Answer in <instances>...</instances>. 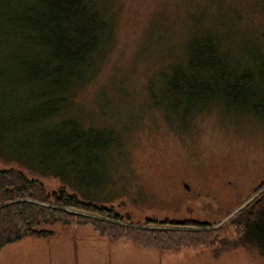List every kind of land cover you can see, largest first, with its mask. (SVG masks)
Listing matches in <instances>:
<instances>
[{
    "label": "rangeland",
    "instance_id": "374dc122",
    "mask_svg": "<svg viewBox=\"0 0 264 264\" xmlns=\"http://www.w3.org/2000/svg\"><path fill=\"white\" fill-rule=\"evenodd\" d=\"M37 1L18 0L32 6ZM92 3L100 44L105 42L94 74L72 82L24 81L16 56L31 49L27 43L38 40L37 31L15 33L9 60L0 56V134L7 135L25 107L33 110L44 102L57 110L53 120L24 131L23 137L8 133L5 143L16 155L18 143H28L33 164L44 152L50 172L62 159L66 180L2 158L0 168L20 167L48 192L61 186L80 192L69 185L73 178L83 190L79 195L136 224L192 220L219 229L210 247L143 250L154 253L147 255L148 264L155 259L158 264H264L257 248L230 244L214 259L218 243L237 238L230 219L264 182V0ZM199 37L208 38L215 49L210 70L219 76L206 92L166 90L164 67L182 62L188 43ZM33 57L44 64L45 55L36 48ZM78 131L81 140L67 142ZM0 147L5 148L2 138ZM89 168L95 173L89 175ZM52 229L55 236L98 235L90 226ZM133 259L126 258L128 264Z\"/></svg>",
    "mask_w": 264,
    "mask_h": 264
},
{
    "label": "trees",
    "instance_id": "16d2710c",
    "mask_svg": "<svg viewBox=\"0 0 264 264\" xmlns=\"http://www.w3.org/2000/svg\"><path fill=\"white\" fill-rule=\"evenodd\" d=\"M35 3L38 6L19 4L18 0H0L2 59L6 62L9 60L10 47H13L11 39L15 40V33L25 36L26 33L29 35L30 32L37 31L38 40L27 43L32 45L31 49H21V54L16 56L24 81H80L84 74H94L103 56L102 44L105 42L100 44L102 40L99 27L91 16L92 0H38ZM30 38L28 36L27 40ZM23 45L24 42L20 47ZM34 48L41 57L45 55L42 58L43 65L41 61L34 59ZM216 60L215 49L211 48L208 38L192 39L183 61L164 67V88L176 95L186 91L206 92L210 87V80L219 76L213 74L212 71H217L215 68L210 70ZM53 85L62 89L60 85ZM46 105L44 102L38 103L33 110L25 107V111L15 118L12 126L8 125L9 131L7 128L6 132L23 137L24 131L53 120L57 110L47 109ZM3 126L6 127L7 123ZM8 133L5 136L0 134L6 148L0 149V158L6 162H17L39 174H50L66 180L63 175L66 166L62 159L54 164L52 172L49 171L44 152L37 154L38 161L33 164L30 160L32 147L28 143H18L20 148L16 155L12 147L5 143ZM81 137L82 134L78 131L77 136L74 135L69 138L72 141L67 142H77ZM88 173L92 175L95 170L89 168ZM69 185L80 192H69L64 186L48 192L42 182L27 178L20 167L0 168V251L26 237L53 236L54 225L90 226L98 235L110 241H128L139 249H151L159 253L175 252L182 248L210 247L216 242L219 229H210L209 225L192 220L178 222L167 219H146L144 223L136 224L113 208L79 195L83 190L75 179H69ZM256 192L230 219L237 238L232 244L228 241L218 243L221 249L216 251L214 259H218L221 251L229 249V244L234 248L255 247L264 256V182Z\"/></svg>",
    "mask_w": 264,
    "mask_h": 264
},
{
    "label": "crops",
    "instance_id": "0c3cea01",
    "mask_svg": "<svg viewBox=\"0 0 264 264\" xmlns=\"http://www.w3.org/2000/svg\"><path fill=\"white\" fill-rule=\"evenodd\" d=\"M145 252L128 241L111 242L93 234L86 238L59 234L26 237L5 246L0 251V264H128L130 255L132 259L136 256V264H148L147 255L154 253ZM151 264L158 262L155 259Z\"/></svg>",
    "mask_w": 264,
    "mask_h": 264
}]
</instances>
